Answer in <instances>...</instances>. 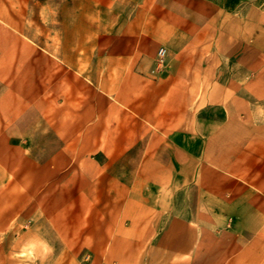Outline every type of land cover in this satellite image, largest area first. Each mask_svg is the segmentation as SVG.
I'll use <instances>...</instances> for the list:
<instances>
[{"label":"crops","instance_id":"0c3cea01","mask_svg":"<svg viewBox=\"0 0 264 264\" xmlns=\"http://www.w3.org/2000/svg\"><path fill=\"white\" fill-rule=\"evenodd\" d=\"M0 184L52 263L264 264V0H0Z\"/></svg>","mask_w":264,"mask_h":264},{"label":"rangeland","instance_id":"374dc122","mask_svg":"<svg viewBox=\"0 0 264 264\" xmlns=\"http://www.w3.org/2000/svg\"><path fill=\"white\" fill-rule=\"evenodd\" d=\"M47 203L38 199L37 193H32L30 184H0V264L70 263V260L69 263H52V255H48L52 251L46 248L50 238L47 231L39 229L40 219L34 212L37 204L45 206ZM78 250L72 246L65 251L69 258ZM85 258L88 257L85 255ZM41 259L43 261L39 262Z\"/></svg>","mask_w":264,"mask_h":264},{"label":"built area","instance_id":"2783aa9c","mask_svg":"<svg viewBox=\"0 0 264 264\" xmlns=\"http://www.w3.org/2000/svg\"><path fill=\"white\" fill-rule=\"evenodd\" d=\"M157 55L159 59H163L166 55V50L164 48H159Z\"/></svg>","mask_w":264,"mask_h":264}]
</instances>
